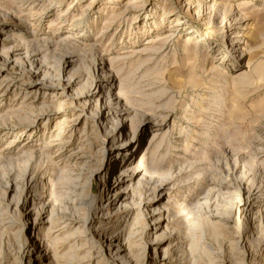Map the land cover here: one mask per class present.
Wrapping results in <instances>:
<instances>
[{"label": "rangeland", "instance_id": "rangeland-1", "mask_svg": "<svg viewBox=\"0 0 264 264\" xmlns=\"http://www.w3.org/2000/svg\"><path fill=\"white\" fill-rule=\"evenodd\" d=\"M29 236L50 264H155V237L157 264H264V0H0V264H39Z\"/></svg>", "mask_w": 264, "mask_h": 264}, {"label": "bare ground", "instance_id": "bare-ground-1", "mask_svg": "<svg viewBox=\"0 0 264 264\" xmlns=\"http://www.w3.org/2000/svg\"><path fill=\"white\" fill-rule=\"evenodd\" d=\"M3 57V60H4V63L5 64H10V63H13L14 60H10L9 57L7 56H2ZM1 57V58H2ZM16 61V60H15ZM98 70H100L102 73H104V67H98ZM30 71V70H29ZM38 70H33L31 73L32 75H34L35 77L38 76V73H37ZM59 77V76H58ZM65 78V77H64ZM40 79V78H39ZM41 80V79H40ZM56 80V79H55ZM95 85V87L90 90V95L88 96L87 100H85L84 104L86 105L89 101H90V98L93 96L94 92H95V89L97 86H100V85H104L105 84V80H103L102 78L98 77V76H94L93 77V81H92ZM57 86H63L62 89H65V90H68L72 87H74V85H76V79H73L72 76H68L66 77L65 79H62L61 77L58 78V82H57ZM73 90V89H72ZM70 91V90H69ZM68 91V92H69ZM113 95V94H112ZM112 95H109V97L107 96H98L97 99H96V104L98 105V110H96L94 113H92V119L93 121L98 125V126H103L104 122L107 120V117L109 116L108 113H110V110L113 108V109H116L117 107H113V105L115 104L113 102V98H112ZM66 96H68L69 98H71L72 100H81L83 95L79 92H69L66 94ZM85 97V96H84ZM114 97V96H113ZM119 98V97H118ZM102 99H103V102H102ZM106 99V101L104 100ZM116 102V101H115ZM116 104H118L116 102ZM118 106V105H117ZM84 109V108H83ZM109 110V112H106L105 110ZM116 112H124V110L121 109V107H119V109H116L115 110ZM90 116V115H89ZM117 118V117H116ZM121 119V118H120ZM117 122H121V120H116ZM116 127V126H115ZM116 129V128H115ZM120 129V128H119ZM118 129V130H119ZM116 129V132L118 131ZM129 141V140H128ZM126 140H123L122 142H120L116 148L117 151H119L123 146L125 147L126 145ZM116 145V144H115ZM123 145V146H122ZM86 165V164H85ZM84 169V168H83ZM81 170V169H80ZM115 184V185H114ZM120 184V183H119ZM116 187L118 186V183L116 181L113 182L112 184V187ZM114 187V188H115ZM112 188L111 190H109L110 192V197H112V202H115L116 200L118 199H121L123 197V194L121 193V191L119 189H114ZM237 189V188H236ZM241 189V190H239ZM238 189V197H237V201L235 202V211L236 213H240V212H247L249 211L250 209L254 208V206H257L258 204V201H257V194H258V191H255V190H247L245 188H239ZM237 191V190H236ZM237 194V193H236ZM158 196V195H157ZM126 198V197H125ZM108 201V200H107ZM234 213V214H236ZM152 214H157L158 215V212L154 213L152 212ZM231 214V213H230ZM224 216V215H222ZM155 224H156V227L158 228V224L162 223L164 219H158V216L157 218H155ZM227 220H232V218L228 217L226 218ZM38 237V236H37ZM160 239H158V237H155L153 240H151L150 242H148L147 244V248L150 250L152 249L154 255L151 256V259L153 260V262L155 261V264H157L156 260H157V257H158V244L160 243L159 242ZM106 241H108V246H110L111 248L108 249V257L113 260V261H117L120 260V258L122 257L123 258V253L124 251L126 250V248L119 242V239L118 237L116 236H112V235H109L106 239ZM239 241V240H238ZM247 242V241H246ZM25 244L23 245H19L17 246L18 247V250H17V254L21 260L25 257H28L29 261L33 260H37L39 262V264H50V260H49V256H50V252L49 250L47 249V247L45 246V244L42 242L41 239L39 238H32L30 239V236L27 237L26 241L24 242ZM102 244V239H101V242ZM104 243V242H103ZM243 248H245V250L247 249V246H246V243H242L241 244ZM24 246H25V249L26 251L24 252ZM127 251V250H126ZM29 254V255H28ZM28 255V256H27ZM160 255V254H159ZM120 257V258H119ZM161 257V256H160ZM119 258V259H118ZM162 258V257H161ZM17 259V258H16ZM118 259V260H117ZM19 260V262L21 261ZM124 260V259H123ZM126 260V259H125ZM55 262V261H54ZM78 264H90L89 263V260H83V259H78ZM120 262V261H119ZM123 262V261H122ZM131 262V261H130ZM115 263V262H114ZM113 263V264H114ZM121 263V262H120ZM129 263V262H128ZM161 263L163 264V262L161 261ZM119 264V263H118Z\"/></svg>", "mask_w": 264, "mask_h": 264}]
</instances>
